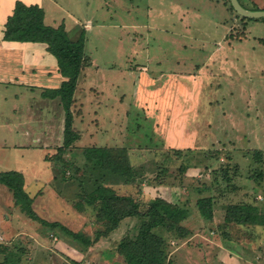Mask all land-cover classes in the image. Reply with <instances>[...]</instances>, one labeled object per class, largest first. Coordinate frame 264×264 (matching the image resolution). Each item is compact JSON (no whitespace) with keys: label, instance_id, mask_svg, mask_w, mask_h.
I'll return each instance as SVG.
<instances>
[{"label":"rangeland","instance_id":"374dc122","mask_svg":"<svg viewBox=\"0 0 264 264\" xmlns=\"http://www.w3.org/2000/svg\"><path fill=\"white\" fill-rule=\"evenodd\" d=\"M54 1L58 4L46 1L48 22L52 25H59L61 22L67 24L71 38H77L81 30H85V52L92 55L93 59L89 57L94 61V65L86 70L99 68L91 82L95 81L94 78L99 79V73L103 76V79L99 80L103 82H108L106 78L110 81L116 76V95L121 97L122 93H125V108L129 111L125 123L102 122L103 128L109 125L119 127L124 123L125 137L89 139L90 133L87 132L83 140L78 139V145V140L75 142L71 149L74 152L67 153V156H73L76 164L81 158L80 163L84 165L81 150L85 146L125 145L129 147V161L137 172L136 177L143 191H154L155 187L149 185L151 183L170 185L171 192L163 193L167 199L174 201H178L180 187L190 182L186 179V172L182 173L183 171L178 169L180 165H187L189 177L200 179L199 184H209L216 177L223 183L220 187L223 193L219 195L215 190L218 199L214 219L209 220L201 216L196 202L191 199L187 204L189 215L183 220L189 234L174 238L170 242L168 252L171 259L174 264H264V226L255 225L241 230L233 227L236 225L224 224V207L228 202L251 199L261 207L264 206V177L260 183L255 177L250 179L258 170L264 171V16L252 18L250 23L244 22L248 25H245L246 34L239 37L243 24H239V21L234 24L233 18L237 17V14L235 9L233 11L228 8L229 0H214L216 8H221L225 2L228 10L233 13L228 12L227 19L222 16L223 8L222 14L211 12L207 8L208 0ZM242 2L245 3V0ZM89 24L91 28L88 29ZM218 45L222 48L217 49ZM123 69L128 70L129 77L124 75ZM141 70L142 73L146 71L152 76L155 72L170 70L180 74L201 73V82L193 77L186 78L191 88L197 87V100H187L185 103L188 105H178L179 107L172 109L174 112L178 110L174 118L185 115L184 119H188L185 124L188 127L187 133L196 128V136L193 137L195 146L189 147L190 145L185 144V137H181L180 143L169 144L175 145V149L192 148V153L196 154L191 156L188 153V159L191 158V163L196 166L181 162L176 157L168 162L166 171L158 167L157 149L164 145L163 139L158 135L161 129L158 128L157 133L155 128L159 125L157 119L160 112L158 81L142 83V87L152 89L151 98L155 99V106L144 104L143 100L150 97L147 92L136 95L135 78H138ZM18 76L20 75L16 74L13 80H9L8 75H0V171L15 169L22 172L25 177V190L33 198L32 206L36 213L49 222H60L61 229L62 225H65L69 230L86 235L92 244L88 249H80L85 247L83 241L73 240L60 228L43 224L39 219L31 217L22 209L12 192L2 184L0 244L15 248H28L27 245H31L35 251L24 252V264H102L100 258L102 260L103 257L117 255L123 260L115 249L119 239L126 233L123 229L114 236L95 240V233L100 226L95 228L89 225V221L96 220L93 216L96 213L93 206L86 202L82 207L87 211L81 214V221L76 218L78 211L75 204L81 197L79 194L84 192L74 175L80 176L81 171L73 167L64 179L58 175L62 174L61 169L66 164L45 159V154L56 153V148L63 144L64 131L58 126L64 123L63 114L58 115L59 121L52 126V133L48 138L42 137L41 133L36 131L21 134L33 123L40 125L39 130L41 125L48 127V123L42 120V115V118H31L33 121L27 118L28 103L48 96L39 93L42 89H34L32 92L28 87L19 84L15 80ZM190 80L195 81L193 85ZM85 82L81 80L80 84ZM108 84L111 89L112 83ZM171 92L172 89L164 90L162 95L170 99ZM81 95L79 99H84ZM90 96L94 99L93 94ZM45 100L47 99L41 101ZM39 106L36 110L41 109ZM171 106L173 105L161 106L163 110L159 115L161 114L163 119L169 118L168 110ZM181 106L183 107L180 108ZM77 107L78 104L74 109L80 110ZM16 116H20L23 121H18ZM17 124L19 133H16L15 129ZM80 126L83 127L84 124ZM37 133H40L39 137ZM178 134L185 135L182 130ZM255 149L262 150V160H257L255 151H251ZM216 150L219 151L217 155L209 156L210 152ZM226 170L231 175L230 180L223 177ZM72 177L75 178V183L69 182L74 179ZM84 177L86 189H93L94 183L101 180L92 181L88 175ZM225 180L231 184H226ZM159 195L163 196L161 193ZM124 229L126 231L125 226ZM58 241L65 243L67 250L76 254H69L70 258L79 262H73L61 251L58 252L53 246V243ZM206 241L210 242L209 247L204 244ZM213 243L219 249L225 247L227 255L231 254L232 257L224 261L222 257L225 251L222 250L218 254L219 249L214 248ZM47 246L53 250H48ZM42 247L50 254H42ZM90 247L96 249L89 252ZM2 257L3 254L0 253V259ZM118 264L126 263L121 261Z\"/></svg>","mask_w":264,"mask_h":264},{"label":"trees","instance_id":"16d2710c","mask_svg":"<svg viewBox=\"0 0 264 264\" xmlns=\"http://www.w3.org/2000/svg\"><path fill=\"white\" fill-rule=\"evenodd\" d=\"M229 8L235 11L231 0H229ZM235 12L240 19L252 20V18ZM4 24L3 38L6 41L46 43L47 49L57 58L59 71L66 77L59 87L43 91V94L50 98L59 97L65 110L63 144L56 148V153L46 155L45 159L57 160L66 164L62 169L60 168L62 174L58 175L64 179L67 178L66 173L73 167L83 174V177L81 174L80 176L74 175L84 192L79 194L81 197L75 205L81 210L84 209L82 205H85V202L93 206L96 220L100 224V228L95 233V240L110 236L127 218H134V225L127 229L115 248L126 264H174L168 252V245L172 239L189 234L188 227L183 223V220L189 215L186 204L194 198L201 216L213 220L218 199L215 190L219 195L223 193V190L220 191L223 183L215 177L209 184L204 182L199 184L200 179L193 176L189 177V175L190 182L188 186L184 187L180 203H173L159 195L147 203H143L132 194L120 193L115 187V184L128 183L134 184L138 188L140 184L138 177H136L137 172L129 161V147L118 144L85 146L81 150L83 160H85L84 165L80 163L81 158L77 160L78 163L76 164V159L73 156L68 157L67 153L74 152L71 149L81 134L75 126L74 120L75 113L82 111H76L74 106L78 78L83 69L91 62L89 55H86L85 52V30L83 29L77 38H71L65 23L58 26L46 23L45 10L42 6L37 3L26 4L21 0L16 2L13 13L7 17ZM241 34L238 36L241 37L246 34L244 27ZM251 151H255L254 155L257 160H262L263 152L261 149ZM177 153L180 154L176 155ZM188 153L191 156L196 154L192 153V148L166 150L162 154L163 158L158 159V167L166 171L168 162L175 160L176 157L181 162L196 166L191 163V158L188 159ZM210 153L209 156H215L219 151ZM206 167L208 165L205 166V170H207ZM187 168V165L184 167L180 165L178 169L183 171L182 173H187ZM229 174L226 170L223 177L230 180L231 175ZM85 175H88L92 181L101 180L94 183L93 189H88V187L86 189L84 185ZM110 177L113 180H109L112 179ZM254 177L260 183L264 177V171L258 170L250 179ZM226 180L224 181L226 184H231ZM158 182H163V180H158ZM0 184L12 192L22 209L31 217L39 219L43 224L60 228V222L44 220L33 209V198L25 190V177L22 172L15 169L0 171ZM227 187L230 188V186ZM224 211L225 225L233 224L236 225L233 227L241 230H245L246 227H255V225L264 226V206L261 207L251 199L228 202ZM60 230L71 236L73 240L83 241L85 247H80V249H88L89 245L92 244L86 235L69 230L65 225L64 227L62 225ZM25 251H27L25 247L15 248L0 244V253L3 254L0 264H24L22 258Z\"/></svg>","mask_w":264,"mask_h":264},{"label":"crops","instance_id":"0c3cea01","mask_svg":"<svg viewBox=\"0 0 264 264\" xmlns=\"http://www.w3.org/2000/svg\"><path fill=\"white\" fill-rule=\"evenodd\" d=\"M18 0H0V75H5V77L8 75L9 80L14 79V75L19 74L17 78H15L16 82L19 84H23L24 86L28 87L32 92L34 89H42L41 92L43 93L44 90L50 89V88H57L61 85L64 79H66L65 76L62 75V73L59 71V66H58V61L57 58L47 49V44L43 42H18V41H6L3 36H4V23L6 22V19L9 15L13 13V10L15 8L16 2ZM25 2L26 4H32V3H37L40 6H42L45 10V21L48 24H51L48 22V17H47V11H46V1H51L55 2L56 5L58 4L57 1L54 0H21ZM216 1V0H215ZM241 3L250 9H264V0H245V3L240 0ZM219 2V1H217ZM50 3V2H49ZM55 5V6H56ZM151 8V7H148ZM207 8L213 12V13H218L222 14V8H223V14L222 16L227 19V14L228 12H231L228 10L226 3H223V6L221 8H216L214 4V0H208L207 1ZM230 9V8H229ZM232 13V12H231ZM233 14V13H232ZM74 17V16H73ZM235 21L234 24H243L244 22H252L251 20H244L240 21V17H235L233 18ZM75 21L78 22V18L75 17ZM243 22V23H242ZM64 23V22H61ZM87 23V22H86ZM60 24V23H59ZM80 24V22H79ZM52 25V24H51ZM53 25H58V24H53ZM66 28L69 30V27L67 24ZM245 25L243 24L244 31H245ZM242 26V25H241ZM248 26V25H247ZM87 28H91V24L87 26ZM82 31V30H81ZM228 31V30H227ZM246 33V32H245ZM228 34V33H227ZM228 35H226L227 39ZM220 42V41H219ZM222 48V47H221ZM219 48V45L217 46V49ZM86 55H88L86 53ZM89 56L93 59L92 55L89 54ZM91 65H94V61L91 60L90 64L87 65L83 71L81 72L79 78H78V88L75 93V105L78 104L77 109L79 108L80 113H75V120L74 124L75 126L80 130V140H83L84 137L87 136V132L90 133L88 135V138H99V137H106V138H122L125 137L124 133L126 132L124 129V123L125 119L129 114L128 109L125 108L126 102L124 95L125 93H122L121 97H117L116 95V89L117 88L114 86L116 82H118V79L116 76H113L112 79L109 81L108 78L106 80L111 84L112 87L111 89L109 88L108 82H103V76L101 73H99L98 78L95 79V81L91 82V79L93 76H95L98 72V67L96 69H89L86 70V68H90ZM132 69V67L130 66ZM201 67L199 70L201 71ZM130 70V69H129ZM104 71V70H102ZM124 75L128 76V70L123 69ZM174 70H170L168 72H155L154 75L148 74V72L144 71L145 73H142V70L139 71L138 73V78H135V83H136V95L140 94L142 92H147V94L150 96L147 99H144L143 103L144 104H150V106H155V99L151 98L152 94V89H149L148 87H142V83H149V81H158V108L160 109V112L163 110L161 106L163 105H173L169 107L168 110V119H163L161 117V114L159 115L160 112H158V126H156V131L158 133V128L161 129V133H158L159 137L163 139L164 145L158 147V158H163L162 154L166 150H171V148L176 147L175 145H169L170 143L175 144V143H180L182 142L181 137H185V144L190 145L189 147L195 146L193 137L196 136V128H192L187 133L188 127L185 126L187 123L186 120L184 119L185 115H182L181 117L174 118L175 113L178 114V110L172 111L174 107L176 106L179 107L178 105H188L185 103L187 100H197L196 95H198L197 87L196 88H191V86L188 83V80L186 78L193 77L195 80L201 82L199 78L202 79L201 73H194L193 75L187 74L186 72L183 74H180L179 72H173ZM132 72V71H131ZM130 72V74H131ZM1 78V77H0ZM158 79V80H157ZM86 81L83 84H80V81ZM100 81V82H99ZM195 82L194 80H190V83ZM172 89L170 99H167L163 97L162 92L165 90H170ZM87 88V89H86ZM119 89V88H118ZM89 91V93H87ZM142 93V95L144 94ZM38 94V93H37ZM83 94V95H81ZM90 94H93L94 99L90 96ZM79 95H81L82 98L84 99H79ZM36 97V95H34ZM99 97V98H98ZM88 98H90L88 100ZM92 98V99H91ZM146 98V97H145ZM18 99V98H17ZM42 99H47L45 101H41ZM88 100V101H87ZM169 100V101H167ZM178 100V101H177ZM112 102V103H111ZM125 102V103H124ZM39 104L41 106H39ZM29 106V113L27 115V118L29 120H32L31 118L35 117H41L43 116L44 122L48 123V127H45L41 125V128L39 130L40 125L39 124H30L29 129H27L25 132L21 133H30L31 131H36L40 132L42 137H50L52 133V126L59 121L58 115L63 114V125L58 124V126L61 127V131H64V125H65V110L64 107L61 103V100L59 97L55 98H39L37 100H33V102L28 103ZM37 106L41 109L36 110ZM122 107L119 108L118 107ZM181 106L180 108H182ZM82 109V110H81ZM17 113V112H16ZM42 115V116H41ZM18 118V121H23L20 116H16ZM27 119V121H28ZM37 119V118H36ZM155 120V119H154ZM33 121V120H32ZM103 121H108L114 123H119V122H124L123 125L120 124L119 127L115 126L111 127L109 125L108 127L103 128L104 126L102 125ZM127 122V121H126ZM81 127L80 125H83ZM123 127V128H122ZM112 128V129H111ZM16 133H19V124L15 125ZM185 133L184 136H181L178 134L179 131ZM104 131V132H103ZM40 133H37V137ZM104 133V134H103ZM115 133V134H114ZM118 133V134H117ZM34 136V135H33ZM78 140V143L80 142ZM108 145V144H107ZM181 149H185L182 148ZM46 156V154H45ZM162 156V157H161ZM186 179H188V176L190 175L189 172L186 173ZM70 183H75V179H72L69 181ZM78 182V179H77ZM76 182V187L78 186V183ZM153 187H155L154 191L153 190H144L141 188V183L139 184L138 188L134 184H119L115 185L116 189L122 193V194H132L133 196L136 197L137 200L147 203L150 201L152 198L157 197L160 193L163 194L164 198L167 199V196L163 192H171V186L170 185H163V184H149ZM189 183H184L182 187H180V195L178 198V201L174 200H169L173 203H180V200L182 199V194L184 191V187L188 186ZM126 186V188H124ZM165 186V187H162ZM154 192V194H153ZM76 195L78 193L76 192ZM163 197L162 195H159ZM194 199V198H192ZM186 200V199H184ZM70 202V201H69ZM190 200L188 201L189 204ZM187 205V204H186ZM76 206V205H75ZM188 206V205H187ZM77 211H78V216L76 217L77 220H79L81 214L83 212H86L87 210L80 209L76 206ZM95 216V214L93 215ZM81 221V220H79ZM135 223L134 218H127L118 228H116L111 235H115L117 232H120L122 229L124 230V233L127 231L128 228H131ZM90 226H100L97 220L95 221H89ZM124 226L126 228V231L124 229ZM109 237V236H107ZM105 237V238H107ZM113 238V237H112ZM64 241L63 239H59V241ZM173 240V239H172ZM54 242L53 246L61 253H63L67 258H70V255L75 256L76 254L74 252H71V250H67V247L65 243H59ZM212 242V240H209ZM206 241L204 242L205 245H210V242ZM188 242V240H187ZM188 243H192L189 241ZM99 247H102V245H98ZM13 247V246H12ZM27 253L29 252H34L35 249L31 247V245H27ZM213 247H216V244L213 243ZM44 250H42V254L45 256L50 254L44 247H42ZM48 250H51L52 248L50 246L46 247ZM51 248V249H50ZM105 248V247H104ZM103 248V250H104ZM96 249V247H90V250ZM219 249V248H217ZM53 250V249H52ZM101 250V251H103ZM224 250L225 255L222 257L224 261L228 260L229 258L232 257L231 254L227 255L226 251L227 249L225 247H220L218 254H220V251ZM48 252V253H47ZM102 253V252H101ZM70 254V255H69ZM95 254L97 255V252L95 251ZM76 257H74L75 259ZM119 259L122 260L118 255L117 256H107L103 257L102 260L100 258V262L102 264H118ZM73 262H75L73 259H71ZM223 261V262H224ZM125 262V261H124ZM126 263V262H125Z\"/></svg>","mask_w":264,"mask_h":264},{"label":"water","instance_id":"95a60500","mask_svg":"<svg viewBox=\"0 0 264 264\" xmlns=\"http://www.w3.org/2000/svg\"><path fill=\"white\" fill-rule=\"evenodd\" d=\"M234 9L242 16L249 18H257L264 16V9H250L245 7L240 0H231Z\"/></svg>","mask_w":264,"mask_h":264}]
</instances>
